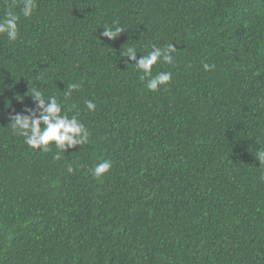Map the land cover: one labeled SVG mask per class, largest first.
<instances>
[{"label":"trees","instance_id":"obj_1","mask_svg":"<svg viewBox=\"0 0 264 264\" xmlns=\"http://www.w3.org/2000/svg\"><path fill=\"white\" fill-rule=\"evenodd\" d=\"M36 5L25 18L0 0V18L19 15L17 40L0 34V264H264V0ZM169 43L173 63L152 75L172 80L149 91L121 54ZM34 86L78 113L89 143L55 160L54 144L13 134Z\"/></svg>","mask_w":264,"mask_h":264},{"label":"clouds","instance_id":"obj_2","mask_svg":"<svg viewBox=\"0 0 264 264\" xmlns=\"http://www.w3.org/2000/svg\"><path fill=\"white\" fill-rule=\"evenodd\" d=\"M22 7L20 14L23 17H31L36 8V0H21ZM18 19L19 15L9 8L6 10L3 18H0V34L5 35L9 41H15L18 38ZM125 29L122 26L114 24L112 27L104 26L100 34L109 40L117 38ZM177 52L173 43L165 47L152 46V50L146 55L137 59V50L134 47H128L121 55L127 57V60L133 65L138 73L141 82L149 91H159L162 86H167L172 80L171 72H159L152 75L153 66L158 62L172 64L174 53ZM214 65L203 64L205 71L211 70ZM79 88V84L73 83L67 86L64 91L65 98L70 97L74 90ZM29 95L33 101V107H25L21 112L10 113L8 116L9 125L13 134L24 138V143L32 149H38L44 152L49 151L50 143L59 149L54 156L55 160L61 159V153L68 149L83 146L89 143L91 133L82 123L77 115L69 117L64 105L54 95H46L45 92L37 87L30 89ZM86 110L92 112L96 110V104L91 100L85 101ZM260 167H264V149L256 154ZM112 167L110 160H104L91 169V175L95 178H101ZM71 173L73 168L68 167ZM264 179V175L261 176Z\"/></svg>","mask_w":264,"mask_h":264}]
</instances>
